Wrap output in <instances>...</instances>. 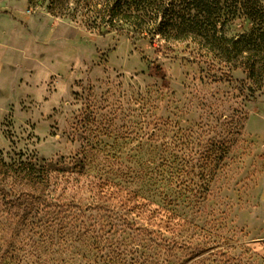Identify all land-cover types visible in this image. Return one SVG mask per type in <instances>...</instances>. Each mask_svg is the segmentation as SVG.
Returning a JSON list of instances; mask_svg holds the SVG:
<instances>
[{
	"label": "rangeland",
	"instance_id": "1",
	"mask_svg": "<svg viewBox=\"0 0 264 264\" xmlns=\"http://www.w3.org/2000/svg\"><path fill=\"white\" fill-rule=\"evenodd\" d=\"M47 7L0 0V264H264V83Z\"/></svg>",
	"mask_w": 264,
	"mask_h": 264
},
{
	"label": "trees",
	"instance_id": "2",
	"mask_svg": "<svg viewBox=\"0 0 264 264\" xmlns=\"http://www.w3.org/2000/svg\"><path fill=\"white\" fill-rule=\"evenodd\" d=\"M47 10L99 35H128L151 43L158 39L166 52L189 42L199 57L243 70L251 87L264 83V0H48ZM236 19L250 27L226 36L225 26ZM8 171L17 174L18 169L5 165ZM35 173L45 190L48 172L39 167ZM27 195L34 202L43 198Z\"/></svg>",
	"mask_w": 264,
	"mask_h": 264
},
{
	"label": "crops",
	"instance_id": "3",
	"mask_svg": "<svg viewBox=\"0 0 264 264\" xmlns=\"http://www.w3.org/2000/svg\"><path fill=\"white\" fill-rule=\"evenodd\" d=\"M259 200H260V203L261 205L263 206V210H264V179H263V182H262V187L259 191ZM262 222L264 223V211L262 212ZM263 250H264V237H263Z\"/></svg>",
	"mask_w": 264,
	"mask_h": 264
}]
</instances>
